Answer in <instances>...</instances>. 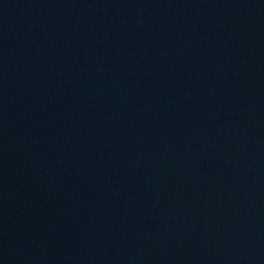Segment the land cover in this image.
I'll return each mask as SVG.
<instances>
[{
	"label": "water",
	"instance_id": "water-1",
	"mask_svg": "<svg viewBox=\"0 0 264 264\" xmlns=\"http://www.w3.org/2000/svg\"><path fill=\"white\" fill-rule=\"evenodd\" d=\"M0 264H264V0H0Z\"/></svg>",
	"mask_w": 264,
	"mask_h": 264
}]
</instances>
